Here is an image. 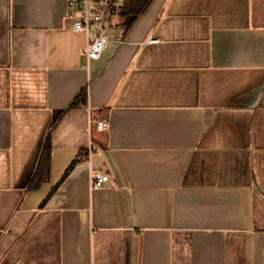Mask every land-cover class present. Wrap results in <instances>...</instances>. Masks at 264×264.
I'll return each mask as SVG.
<instances>
[{"label":"crops","instance_id":"1","mask_svg":"<svg viewBox=\"0 0 264 264\" xmlns=\"http://www.w3.org/2000/svg\"><path fill=\"white\" fill-rule=\"evenodd\" d=\"M144 1L0 0V264H264V0Z\"/></svg>","mask_w":264,"mask_h":264},{"label":"built area","instance_id":"2","mask_svg":"<svg viewBox=\"0 0 264 264\" xmlns=\"http://www.w3.org/2000/svg\"><path fill=\"white\" fill-rule=\"evenodd\" d=\"M126 0H66V16L71 20L74 32L85 33L88 36L82 52L88 58H96L104 50L109 41V31L114 19L121 11ZM99 129H106V121H98ZM109 181V175L104 171L94 172L91 176L92 187H100Z\"/></svg>","mask_w":264,"mask_h":264},{"label":"trees","instance_id":"3","mask_svg":"<svg viewBox=\"0 0 264 264\" xmlns=\"http://www.w3.org/2000/svg\"><path fill=\"white\" fill-rule=\"evenodd\" d=\"M150 2H151V0H145L144 3L142 4L141 9L138 12L132 13V16L129 18V20L127 22L125 20V22L127 23L126 28H128L129 25H131V23L135 20L136 16L139 13H141L147 7V5ZM86 97H87V91H86V87H84L74 97L72 102L69 104L68 108L76 107V106H79L81 103H85ZM63 111L64 110L58 111L56 117H59L63 113ZM48 151H49V145L46 142L44 144L42 155H41L40 160L38 162L36 171H35L32 179L30 181V185H29L30 188H33V187H36L37 185H39V183H41V181H43L45 179V176L47 175L48 166H49Z\"/></svg>","mask_w":264,"mask_h":264}]
</instances>
